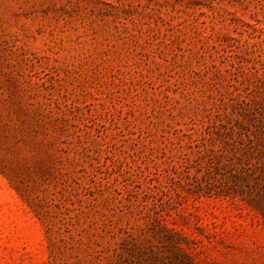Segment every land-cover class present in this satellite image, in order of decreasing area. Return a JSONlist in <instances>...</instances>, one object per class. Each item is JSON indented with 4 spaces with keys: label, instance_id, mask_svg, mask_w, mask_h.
Here are the masks:
<instances>
[{
    "label": "rangeland",
    "instance_id": "1",
    "mask_svg": "<svg viewBox=\"0 0 264 264\" xmlns=\"http://www.w3.org/2000/svg\"><path fill=\"white\" fill-rule=\"evenodd\" d=\"M0 264H264V0H0Z\"/></svg>",
    "mask_w": 264,
    "mask_h": 264
}]
</instances>
